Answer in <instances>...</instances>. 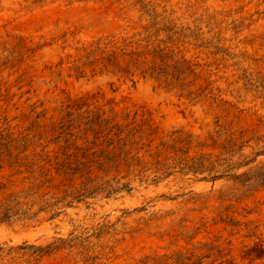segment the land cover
Listing matches in <instances>:
<instances>
[{
    "label": "rangeland",
    "instance_id": "obj_1",
    "mask_svg": "<svg viewBox=\"0 0 264 264\" xmlns=\"http://www.w3.org/2000/svg\"><path fill=\"white\" fill-rule=\"evenodd\" d=\"M263 150L264 0H0V264H264Z\"/></svg>",
    "mask_w": 264,
    "mask_h": 264
},
{
    "label": "trees",
    "instance_id": "obj_2",
    "mask_svg": "<svg viewBox=\"0 0 264 264\" xmlns=\"http://www.w3.org/2000/svg\"><path fill=\"white\" fill-rule=\"evenodd\" d=\"M258 155H264V150ZM245 164L244 166H246ZM239 182L244 183L247 187H264V164L256 169H252L247 173L240 175L238 178ZM4 215H7L6 213ZM8 217V216H7Z\"/></svg>",
    "mask_w": 264,
    "mask_h": 264
}]
</instances>
